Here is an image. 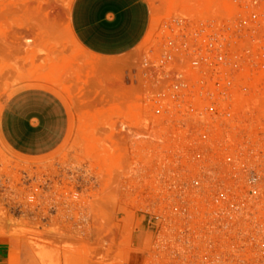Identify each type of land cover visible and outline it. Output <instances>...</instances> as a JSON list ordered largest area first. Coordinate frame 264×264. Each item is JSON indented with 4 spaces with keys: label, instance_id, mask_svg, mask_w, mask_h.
Masks as SVG:
<instances>
[{
    "label": "rangeland",
    "instance_id": "rangeland-1",
    "mask_svg": "<svg viewBox=\"0 0 264 264\" xmlns=\"http://www.w3.org/2000/svg\"><path fill=\"white\" fill-rule=\"evenodd\" d=\"M146 1L150 32L109 77V87L99 69L74 80L73 59L67 70L57 68L62 47H76L66 28L72 0H0V114L16 86L34 79L66 100L72 126L59 149L39 156L11 150L0 133V244L11 248L8 264H186V247L178 249L183 259L172 257L174 238L185 231L175 228L168 193L175 169L169 136L136 131L145 120L138 115L131 72L149 49L176 32L177 23L232 17L244 4ZM252 10V28L264 32V0ZM41 39L50 70L15 76L12 61H40ZM73 115L82 116L79 134L73 133Z\"/></svg>",
    "mask_w": 264,
    "mask_h": 264
},
{
    "label": "built area",
    "instance_id": "built-area-1",
    "mask_svg": "<svg viewBox=\"0 0 264 264\" xmlns=\"http://www.w3.org/2000/svg\"><path fill=\"white\" fill-rule=\"evenodd\" d=\"M232 3L242 12L177 23L131 72L136 131L169 136L168 193L185 231L172 257L186 247V264L264 262V32L252 28L256 0Z\"/></svg>",
    "mask_w": 264,
    "mask_h": 264
},
{
    "label": "crops",
    "instance_id": "crops-1",
    "mask_svg": "<svg viewBox=\"0 0 264 264\" xmlns=\"http://www.w3.org/2000/svg\"><path fill=\"white\" fill-rule=\"evenodd\" d=\"M151 24V7L146 0H72L66 28L76 47L67 51L62 47L57 53V68L67 70L69 59H73L74 80L84 79L87 73L99 69L110 87L109 77L120 72L127 56L140 48ZM39 46L41 59L35 64H25L22 60L11 62L15 76L38 69L44 75L50 70L49 53L44 50L46 40L41 39ZM76 54L80 55L78 62L73 56ZM73 119V133L79 134L84 129L82 116L73 115ZM71 127L66 100L34 79L16 86L0 114V133L6 145L29 156L59 149ZM10 249L0 244V264H8Z\"/></svg>",
    "mask_w": 264,
    "mask_h": 264
}]
</instances>
